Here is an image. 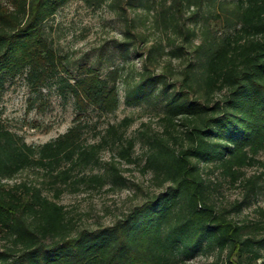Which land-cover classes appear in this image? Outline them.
<instances>
[{
  "label": "trees",
  "instance_id": "1",
  "mask_svg": "<svg viewBox=\"0 0 264 264\" xmlns=\"http://www.w3.org/2000/svg\"><path fill=\"white\" fill-rule=\"evenodd\" d=\"M67 1L0 0V101L22 75L38 92L54 84L75 112L67 130L39 144L0 119V264H183L198 254H214L211 264H264V208L235 217L264 177V0H113L124 24L114 47L147 45L125 102L153 103L160 128L130 135L125 116L91 140L85 116L118 109L120 75L74 65L54 44L47 22ZM138 141L148 188L110 223L85 224L58 201L65 190L127 186L118 160L135 162ZM250 166L262 169L247 175ZM213 169L241 196L218 202ZM26 170L42 179L9 183Z\"/></svg>",
  "mask_w": 264,
  "mask_h": 264
},
{
  "label": "rangeland",
  "instance_id": "2",
  "mask_svg": "<svg viewBox=\"0 0 264 264\" xmlns=\"http://www.w3.org/2000/svg\"><path fill=\"white\" fill-rule=\"evenodd\" d=\"M117 10L113 0H68L47 22V30L54 44L61 53L71 58L74 65L81 61L100 63L104 75L109 69L118 67L120 105L110 114H100L93 109L87 112L85 119L90 123L87 132L90 140L93 139L96 129H104L109 122H118L125 116L133 117V122L127 129L130 135H138V130L144 128H160V110L153 103L129 105L125 102V90L141 69L143 57L139 53H143L147 45L140 43L138 52L130 53L114 47L124 31L123 20L118 16ZM128 14H132L130 10ZM214 26L219 27L216 24ZM173 63L175 69H179L178 62ZM74 114L72 99L60 96L54 84L43 87L42 91L38 92L26 84L22 75L9 79L0 101V119L32 144L43 143L67 130L73 122ZM145 150L143 143L138 141L135 147V162L125 163L118 160L121 173L127 179V186L116 190L109 189L108 185L96 190H65L58 201L63 203L77 220L85 224L94 225L97 221L110 223L122 210L141 199V187L148 188L150 174H144L141 170ZM110 154L108 150L103 151V159H109ZM258 157L264 159V151H261ZM261 169L258 166H250L245 170L247 175H251L259 173ZM213 170L209 174L210 178L221 181L214 193L218 202L227 203L241 196L240 186L223 180L218 171ZM23 179L40 181L42 176L36 171L26 170L9 183ZM260 183L262 185L255 202L235 215L237 219L256 218L258 207L264 208V177ZM213 257L214 254H198L183 264H211Z\"/></svg>",
  "mask_w": 264,
  "mask_h": 264
}]
</instances>
